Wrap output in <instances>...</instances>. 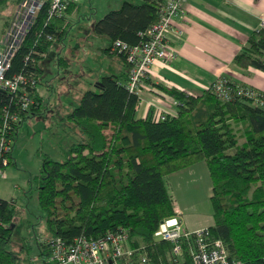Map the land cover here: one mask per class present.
Returning a JSON list of instances; mask_svg holds the SVG:
<instances>
[{"label":"trees","instance_id":"trees-1","mask_svg":"<svg viewBox=\"0 0 264 264\" xmlns=\"http://www.w3.org/2000/svg\"><path fill=\"white\" fill-rule=\"evenodd\" d=\"M6 1L0 0V12ZM164 2L122 0L119 7L93 23L94 31L110 41L104 51L121 56L126 72L104 74L97 85L81 92L67 118L79 127L84 139L71 144L64 160L43 158L36 189L48 237H97L122 226L128 229L131 245L145 243L154 259L166 260L170 242L153 235L158 223L176 212L165 176L204 160L212 180L210 234L224 241L236 264H264V107L247 97L221 101L209 88L193 94L160 85L176 101V113L155 119L150 110L139 117V99L124 85L129 65L111 49V43L142 40L140 32L157 21ZM75 4L69 2L62 17L45 25V2L14 57L12 71L21 68L25 52L37 41L36 47L43 52L36 64L40 80L38 60L65 35L66 13ZM46 32L52 37L47 38ZM263 52L264 24L248 35L233 61L240 67L264 70ZM39 109L40 104L31 107L23 118ZM234 124L241 125V143ZM21 211L15 198L0 196V264H22V260L36 264L31 256L21 255L34 246L30 241L21 249L10 247L14 219ZM35 244L44 264H52L47 259L49 245L38 239Z\"/></svg>","mask_w":264,"mask_h":264},{"label":"built area","instance_id":"built-area-1","mask_svg":"<svg viewBox=\"0 0 264 264\" xmlns=\"http://www.w3.org/2000/svg\"><path fill=\"white\" fill-rule=\"evenodd\" d=\"M71 1L76 0H16L6 2L9 18L0 35V177H6L14 161L13 142L23 114L31 107L41 104L37 88V56L43 54L35 41L25 52L20 69L12 71L17 55L37 15L47 2V21L60 18ZM186 0H165L159 9V17L140 34L144 37L138 43L130 44L115 39L111 49L125 57L129 65L125 87L142 98V87L150 66L155 60L169 63L177 49L169 43L168 31L172 28L175 15L184 11ZM14 7L11 9V5ZM181 27L175 28L180 35ZM40 34V33H39ZM47 38L52 34L45 33ZM221 101L235 97H247L252 103L264 107V91L234 82L224 75L217 76L207 87ZM176 103V101L174 100ZM165 113L156 112L154 118H164ZM156 240L170 242L168 258L154 259L145 243L131 245L128 229L119 226L107 229L97 237L79 234L71 240L60 235L42 237L39 241L49 245L48 261L52 264H236L229 257L224 241L210 234L209 227L186 228L177 213L164 217L153 232ZM36 264H44L40 256L32 257Z\"/></svg>","mask_w":264,"mask_h":264},{"label":"rangeland","instance_id":"rangeland-1","mask_svg":"<svg viewBox=\"0 0 264 264\" xmlns=\"http://www.w3.org/2000/svg\"><path fill=\"white\" fill-rule=\"evenodd\" d=\"M121 2L78 0L77 8L67 14L65 35L55 40L40 60L44 69L38 87L42 95L40 109L19 123L12 149L16 164L8 168L6 177H0V196L14 197L22 206L21 213L14 219L10 247L21 249L27 241L34 245L28 251L23 250L22 256H36V239L48 236L36 189V176L43 158L49 156L64 160L69 155L71 144L84 139L85 135L67 118V113L78 104L81 92L95 85L96 77L104 70L111 71L118 64L116 54L104 51L109 40L94 31L93 23L106 11L119 7ZM4 14V11L0 12V35L5 27ZM240 133L239 143L244 140V135L240 136ZM165 179L168 180L167 176ZM202 204L206 205V210L189 209L191 214L196 217L207 214L210 219V200ZM21 262L31 264L25 260Z\"/></svg>","mask_w":264,"mask_h":264},{"label":"crops","instance_id":"crops-1","mask_svg":"<svg viewBox=\"0 0 264 264\" xmlns=\"http://www.w3.org/2000/svg\"><path fill=\"white\" fill-rule=\"evenodd\" d=\"M7 1L16 2V0ZM6 7L5 5L1 12L4 11L6 14L4 16L8 20ZM76 8L75 4L74 9ZM67 14L68 12L66 20ZM262 24H264V0H186L184 11L175 15L172 28L168 31L169 43L175 46L177 54L169 63L155 60L150 66L141 90L142 98L138 102L136 115L144 117L150 110L154 113L159 111L176 113V103L160 85L200 94L217 76L224 75L234 82L264 91V70L254 66L240 67L233 61L234 55L247 41L248 35ZM176 27L182 28V34L175 33ZM43 56L38 60L39 78L44 73L40 64ZM116 56L118 59L116 67L111 71L104 70L95 78V85L104 74L126 72L124 60L118 54ZM37 94L42 101L39 88ZM234 125L242 136L241 125ZM166 176L168 178L166 182L169 183L166 184L182 224L189 229L213 224V206L210 219L207 218V214L193 216L189 210H206V205L202 202L207 199L211 202L212 180L206 162L196 161L171 171Z\"/></svg>","mask_w":264,"mask_h":264}]
</instances>
